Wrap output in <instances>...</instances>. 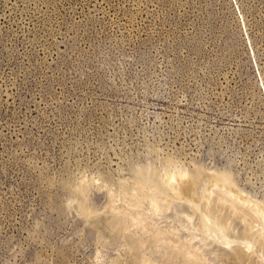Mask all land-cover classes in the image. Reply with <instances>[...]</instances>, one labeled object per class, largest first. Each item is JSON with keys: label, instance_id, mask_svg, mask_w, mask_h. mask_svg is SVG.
Here are the masks:
<instances>
[{"label": "rangeland", "instance_id": "obj_1", "mask_svg": "<svg viewBox=\"0 0 264 264\" xmlns=\"http://www.w3.org/2000/svg\"><path fill=\"white\" fill-rule=\"evenodd\" d=\"M148 263L264 264V0H0V264Z\"/></svg>", "mask_w": 264, "mask_h": 264}, {"label": "bare ground", "instance_id": "obj_2", "mask_svg": "<svg viewBox=\"0 0 264 264\" xmlns=\"http://www.w3.org/2000/svg\"><path fill=\"white\" fill-rule=\"evenodd\" d=\"M171 181H172V184L174 185V189L176 190V192L179 194V195H183V196H187L188 198L192 199V200H196L197 196L195 194V184H194V181H192L191 177L187 174H179V173H175L171 176ZM214 179L216 182H224L226 181L227 179L224 177L221 179V177H216V175L214 176ZM174 181H177L176 183H178L177 185L174 183ZM226 183V182H225ZM227 184V183H226ZM247 200L245 199L244 202H246ZM232 209V208H231ZM236 209V208H235ZM234 209V210H235ZM237 210V209H236ZM262 210V209H261ZM238 211V210H237ZM239 215V214H238ZM186 249L185 248H181L180 249V253L183 254V255H186V252L187 250L185 251ZM188 253V252H187ZM180 254V255H181ZM242 254H245V253H242ZM249 254V253H248ZM188 256V254H187ZM189 256L192 257V253H189ZM188 256V257H189ZM243 256V255H242ZM241 256V258H242ZM245 256V255H244ZM198 257V256H197ZM197 257L196 256H193V260L194 261H197ZM240 257V256H239ZM244 259L246 257H243ZM189 259V258H188ZM190 260V259H189ZM199 260V259H198ZM150 263V262H149ZM148 263V264H149ZM201 264V263H200Z\"/></svg>", "mask_w": 264, "mask_h": 264}]
</instances>
